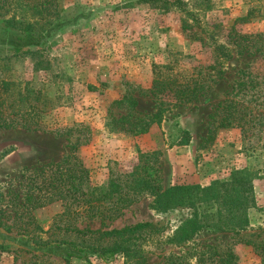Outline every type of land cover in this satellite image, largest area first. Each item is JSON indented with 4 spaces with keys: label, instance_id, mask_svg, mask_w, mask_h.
Here are the masks:
<instances>
[{
    "label": "rangeland",
    "instance_id": "1",
    "mask_svg": "<svg viewBox=\"0 0 264 264\" xmlns=\"http://www.w3.org/2000/svg\"><path fill=\"white\" fill-rule=\"evenodd\" d=\"M36 2L10 0L0 8L6 35L17 37L14 47L0 49V80L12 83L4 108L15 125L0 129V227L40 246L62 240L114 245L115 238L103 232L146 222L152 226L142 230L153 234L139 240L137 256L121 252L110 259L0 243V264H194L198 252L211 246L231 248L232 264H264V0H55L43 12ZM31 34L39 43L17 49ZM200 72L191 85H204V93L183 105L159 104L181 95L154 91L156 74L186 81ZM124 96L138 105L112 104ZM109 110L117 118L129 111L136 117L161 114L149 131L134 134L113 127ZM21 112L33 117L30 128L22 125ZM227 116L233 124L222 126ZM81 125L88 128L75 130ZM57 128L73 130L56 135ZM78 138L75 156L93 186L108 183L111 171L131 170L140 151H158L163 190L208 186L237 170L249 173L255 204L247 210V229L227 233L211 226L178 243L173 231L183 211L157 210L156 196L145 194L115 220L79 224L100 233H55V218L64 210L60 202L35 207L27 195L35 191V168L64 158ZM243 238L252 243L239 242Z\"/></svg>",
    "mask_w": 264,
    "mask_h": 264
},
{
    "label": "trees",
    "instance_id": "2",
    "mask_svg": "<svg viewBox=\"0 0 264 264\" xmlns=\"http://www.w3.org/2000/svg\"><path fill=\"white\" fill-rule=\"evenodd\" d=\"M10 0H0V8ZM55 0H37L35 3L38 11L43 12L54 4ZM153 1V0H150ZM57 28L63 25L57 23ZM30 27V25H29ZM54 28L48 30V35L53 32ZM19 40V37H18ZM26 43H18L17 49L22 48L25 44L39 43L35 35L31 34L26 38ZM202 72L198 76H191L186 81H180L170 74L160 77L156 74L152 89L155 91L161 87L163 93L170 95L179 93L180 99L174 103L164 101L162 98L160 105L173 104L174 106L191 103L200 93L206 91L204 85L192 86L194 82H199ZM205 78L213 77L212 72L204 75ZM210 76V77H208ZM200 77V78H199ZM12 83L6 80H0V129L10 128L14 120H8L10 114H6L4 108L5 95L9 92ZM33 92H30L32 94ZM158 94H156V97ZM164 96V97H165ZM27 97V96H25ZM36 100L40 103V92H36ZM182 97V98H181ZM22 99V98H21ZM26 98H23L25 100ZM157 99V98H156ZM42 102V100H41ZM128 102L126 107L133 109L138 105V101L132 97L124 96L114 100L113 105L121 107ZM32 108L39 109L38 105H32ZM112 105V106H113ZM40 110V109H39ZM161 110V109H160ZM151 116L136 117L129 111L119 118L113 116L109 110L110 124L134 134L149 131L152 123L159 118L161 111ZM44 110L42 109L41 112ZM14 115H17L14 113ZM21 112L22 125L30 128L34 123L33 117L27 116ZM30 119V120H29ZM30 121V122H28ZM31 123V124H30ZM222 126H231L233 121L229 117H224ZM239 125V124H238ZM88 126L81 125L75 130H86ZM64 130H73V128H57L53 130L56 135H60ZM88 138L90 132L85 134ZM81 138L71 146L69 153L58 162L41 164L34 170L35 184H32L34 190H28L32 204L35 207H42L48 203L59 201L63 211L58 213L54 224V232H78L79 234L100 233V229H91L90 227L80 228L79 224L95 219L115 220L123 211L137 202L143 195L152 194L156 196L154 201L155 208L164 212L183 211L179 217V224L174 229L173 238L178 242L197 236L205 228L214 226L221 232L239 233L247 229L249 217L247 210L255 204L254 177L242 170L234 171L230 177L217 180L208 186L200 184H180L174 185L163 190L160 182V169L158 166V151L142 152L138 155V162L131 170L124 172L111 171L108 183L101 186H93L89 177V170L84 167L81 160L75 156V151ZM30 178V177H28ZM36 193V194H34ZM23 215V214H21ZM68 221L66 228L60 226V221ZM152 226L151 223H138L135 226H128L121 229H112L103 234L112 235L116 243L114 245H85L66 240L58 242H46L39 247L49 248V253L62 255L63 257L87 258L90 255H98L103 259L113 258L118 253H124L128 256L135 257L139 254L141 245L139 240L152 235L153 231L143 229V227ZM27 230V229H25ZM146 234V235H144ZM239 242L252 243L250 240L241 239ZM39 243V242H36ZM257 247V245H256ZM194 264H203L210 257L220 255L215 259L214 264H232L235 253L231 248L222 250L217 246H211L209 250H201ZM207 256H209L207 258ZM225 258V260H223ZM139 264H144L142 261ZM182 264H192L190 262Z\"/></svg>",
    "mask_w": 264,
    "mask_h": 264
},
{
    "label": "water",
    "instance_id": "3",
    "mask_svg": "<svg viewBox=\"0 0 264 264\" xmlns=\"http://www.w3.org/2000/svg\"><path fill=\"white\" fill-rule=\"evenodd\" d=\"M16 38L14 37H8L6 35L5 30L3 29V25L0 22V49L1 48H12L15 46L16 43ZM0 243L1 244H15L18 246H22V247H30L32 248L35 252H44V253H49V248H45V247H39L36 244H34L32 241H30L29 239H26L24 236L22 235H17V234H13L10 233L9 231L5 230L4 228L0 227Z\"/></svg>",
    "mask_w": 264,
    "mask_h": 264
}]
</instances>
